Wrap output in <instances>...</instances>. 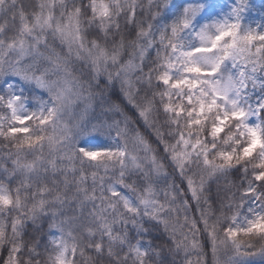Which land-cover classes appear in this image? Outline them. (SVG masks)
I'll return each instance as SVG.
<instances>
[{
    "label": "snow or ice",
    "instance_id": "6c2138e0",
    "mask_svg": "<svg viewBox=\"0 0 264 264\" xmlns=\"http://www.w3.org/2000/svg\"><path fill=\"white\" fill-rule=\"evenodd\" d=\"M0 264H264V0H0Z\"/></svg>",
    "mask_w": 264,
    "mask_h": 264
}]
</instances>
